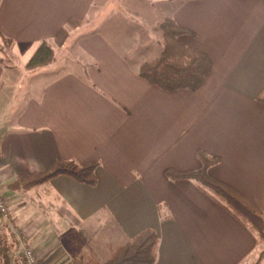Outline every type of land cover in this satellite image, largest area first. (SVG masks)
<instances>
[{
	"label": "crops",
	"instance_id": "0c3cea01",
	"mask_svg": "<svg viewBox=\"0 0 264 264\" xmlns=\"http://www.w3.org/2000/svg\"><path fill=\"white\" fill-rule=\"evenodd\" d=\"M128 5L0 0V37L12 40L9 67L0 64V183L17 210L12 226L26 231L39 264L106 260L109 247L146 229L159 239L154 264H251L260 251L251 228L197 182L171 181L164 171L198 169L200 152L217 158L209 175L264 215V0H140L132 12L139 44L134 33L117 38ZM70 18L91 21L53 45L50 65L26 71L37 46L52 43ZM166 18L210 60L196 90L165 91L138 74L160 54ZM150 26L161 33L157 42ZM60 160L95 163L96 185L59 176L25 194L6 189L20 172ZM26 197L36 207L24 213ZM2 219L0 232L20 251Z\"/></svg>",
	"mask_w": 264,
	"mask_h": 264
},
{
	"label": "trees",
	"instance_id": "16d2710c",
	"mask_svg": "<svg viewBox=\"0 0 264 264\" xmlns=\"http://www.w3.org/2000/svg\"><path fill=\"white\" fill-rule=\"evenodd\" d=\"M66 25L67 28H61L54 36L52 44L42 42L37 46L24 65L26 71H35L50 65L55 59L53 45L62 46L66 43L69 29L79 28L81 22L70 18ZM159 29L163 37L162 50L154 60L140 65L138 70L140 78L170 92L179 89L196 90L200 88L211 71V63L207 55L193 50L180 41L179 38L188 34L189 31L178 26L172 19L164 20L159 25ZM1 41L6 47L12 44V40L2 36ZM0 64L9 67L3 59H0ZM258 101L264 103V94L258 98ZM198 160L200 167L196 170H165L164 175L171 181L189 180L197 182L221 201L228 211L248 225L257 236L260 248L259 257L252 264H262L264 262L263 212L234 188L209 175V168L217 163V158L200 152ZM96 166L95 163L81 166L72 161L60 160L45 172H20L6 186V189L25 194L59 176H67L80 184L95 186L97 182ZM158 244L157 234L151 229H146L123 245L109 247L108 259L94 258L90 264H154ZM0 264H25L16 241L8 231L0 232ZM73 264L82 263L74 261Z\"/></svg>",
	"mask_w": 264,
	"mask_h": 264
},
{
	"label": "rangeland",
	"instance_id": "374dc122",
	"mask_svg": "<svg viewBox=\"0 0 264 264\" xmlns=\"http://www.w3.org/2000/svg\"><path fill=\"white\" fill-rule=\"evenodd\" d=\"M113 2L114 1H118V0H112ZM139 3H140V0H128V6H126L127 8H123V9H125V11H126V13H124L125 15H119V16H117V20H119L122 24L123 23H125V24H123V29L121 30V32L122 33H118L119 35H118V40H120L121 39V41H123L124 39L125 40H129L130 39V34L129 33H134V35H133V39H136V40H134L135 42V44H139V38L137 39V36L135 35V31H136V29H138V25L140 24L139 23V17H137L136 15H135V13L133 14L132 12L133 11H137V9H140V7L138 6L139 5ZM137 4V8H136V6H134V5H136ZM105 8V7H104ZM150 9H153L152 7H150ZM110 11V8H106V10H105V13L107 14L108 12ZM103 13H104V9H102L101 8V16L103 15ZM73 19V18H72ZM166 19H170V18H166ZM166 19H164V20H166ZM163 20V21H164ZM68 21V20H67ZM78 22H81V26H83V25H87L88 23H90L89 21H91L90 19H87L86 21H81V20H77ZM162 21V22H163ZM161 22V23H162ZM66 24H67V22H66ZM65 24V26L63 27V28H67V25ZM95 24L94 23H92V25H89V28H92L93 26H94ZM80 26V27H81ZM155 26V25H154ZM154 26H150V27H153L152 29H151V32H150V36H149V39L151 40V41H156L157 42V40H158V32L159 31H156V30H154V28L156 27H154ZM157 29V28H156ZM72 30H70L69 29V34H70V32H71ZM160 33V32H159ZM162 33V32H161ZM160 33V34H161ZM122 34H125V37L122 39V38H120V36L122 35ZM151 35H153L154 37H152ZM74 36H76V35H72V37H74ZM69 37V36H68ZM181 38V37H180ZM179 38V39H180ZM68 40V39H67ZM116 41H117V39H116ZM52 42H53V40H52ZM0 43H1V45H0V56H1V59H3V60H5L6 62L8 61V63L11 61V58H10V54H9V49H10V45L8 46V47H6L5 46V44L1 41V37H0ZM50 44H52V43H50ZM139 47V45H137V46H135L134 45V51L135 50H137V48ZM160 47L161 46H159L158 48H156L155 49V53L153 54V55H155L156 53H158V50H160ZM146 50V48H143L142 50H140V49H138L137 51H141V52H144ZM130 55H132V54H130ZM59 57H61V55H58L57 56V58H59ZM24 88V87H23ZM23 93H24V90H23ZM244 196V195H243ZM249 200V199H248ZM33 199H27V197H26V199H25V201L23 202V205H21V211H22V209L24 210L25 209V211H24V213L29 209V208H32V207H36V206H34V204H33ZM26 203H28V204H26ZM34 203H35V201H34ZM24 205L26 206V207H24ZM255 205V204H254ZM256 206V205H255ZM3 220V219H2ZM0 225H1V221H0ZM85 237H86V235H85ZM123 245V244H122ZM259 250H260V248H259ZM252 264V263H251ZM262 264H264V262L262 263Z\"/></svg>",
	"mask_w": 264,
	"mask_h": 264
},
{
	"label": "built area",
	"instance_id": "2783aa9c",
	"mask_svg": "<svg viewBox=\"0 0 264 264\" xmlns=\"http://www.w3.org/2000/svg\"><path fill=\"white\" fill-rule=\"evenodd\" d=\"M17 210L9 203L8 199L4 195V188L0 183V216L10 225L13 233L15 234L21 254L24 258L25 264H39L34 248L30 244L29 236L25 230L19 225L12 226V222L15 221Z\"/></svg>",
	"mask_w": 264,
	"mask_h": 264
}]
</instances>
